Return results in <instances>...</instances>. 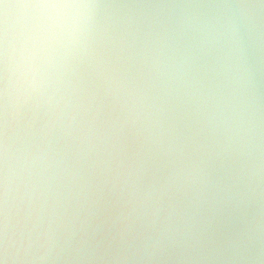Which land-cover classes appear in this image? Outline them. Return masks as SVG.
Wrapping results in <instances>:
<instances>
[{
	"label": "clouds",
	"instance_id": "clouds-1",
	"mask_svg": "<svg viewBox=\"0 0 264 264\" xmlns=\"http://www.w3.org/2000/svg\"><path fill=\"white\" fill-rule=\"evenodd\" d=\"M0 264H264V0H0Z\"/></svg>",
	"mask_w": 264,
	"mask_h": 264
}]
</instances>
